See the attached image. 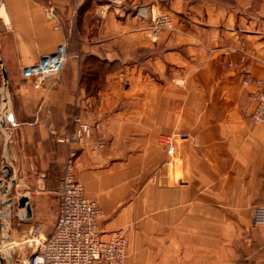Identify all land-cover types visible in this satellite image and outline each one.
<instances>
[{
  "label": "crops",
  "instance_id": "1",
  "mask_svg": "<svg viewBox=\"0 0 264 264\" xmlns=\"http://www.w3.org/2000/svg\"><path fill=\"white\" fill-rule=\"evenodd\" d=\"M154 10L174 17L157 40ZM62 43L58 74H24ZM0 57L17 118L12 195L32 207L13 212L14 261L55 228L69 146L54 132L80 116L93 133L74 145L76 177L105 211L103 235L125 231L126 264H264V123L252 120L264 0H2Z\"/></svg>",
  "mask_w": 264,
  "mask_h": 264
},
{
  "label": "built area",
  "instance_id": "2",
  "mask_svg": "<svg viewBox=\"0 0 264 264\" xmlns=\"http://www.w3.org/2000/svg\"><path fill=\"white\" fill-rule=\"evenodd\" d=\"M2 0H0L1 3ZM152 35L157 39L164 27H171L173 20L168 14L154 13ZM67 44L62 43L56 51L46 54L39 61L26 66L24 74L44 81L58 74L68 59ZM236 48H232L235 51ZM257 89L253 93L256 100L252 112L255 122L264 123V75L256 80ZM74 129L70 132H54L60 142L69 146V151L62 167L58 194L60 198L59 215L52 233L43 235L33 247L28 264H125L127 259V237L122 229L113 230L104 236L100 221L105 211L85 193V187L75 173L77 156L75 144L89 138L93 129L80 116L74 118ZM102 145L100 139L95 147ZM169 153L174 152V145L169 141ZM254 221L264 225V206L255 210Z\"/></svg>",
  "mask_w": 264,
  "mask_h": 264
},
{
  "label": "water",
  "instance_id": "3",
  "mask_svg": "<svg viewBox=\"0 0 264 264\" xmlns=\"http://www.w3.org/2000/svg\"><path fill=\"white\" fill-rule=\"evenodd\" d=\"M15 126H17V118L14 110L9 75L5 62L0 57V132L5 136L3 143L5 164L0 169V249L3 248L8 252L7 257L0 252V264H21L19 260L14 261L13 253L7 248V242L13 239L9 231L15 209L17 207L24 208L25 214L21 216L22 219H30L32 217L30 197L28 195L20 197L12 195V189L18 181V177L10 159L8 144L11 138L9 128ZM4 179H7L6 184H2Z\"/></svg>",
  "mask_w": 264,
  "mask_h": 264
},
{
  "label": "rangeland",
  "instance_id": "4",
  "mask_svg": "<svg viewBox=\"0 0 264 264\" xmlns=\"http://www.w3.org/2000/svg\"><path fill=\"white\" fill-rule=\"evenodd\" d=\"M154 13H160V14H168L170 17H171V19L173 20V24H172V26L171 27H164V28H162L161 30H160V32L158 33V36L163 32V31H165V30H168V29H171V28H173L174 27V17H173V15L170 13V12H167V11H164V10H159V11H157V10H154L153 12H151V14H150V20H151V24L149 25V30H150V32H151V34H152V29H153V27H154V23H153V21H152V15L154 14ZM143 16H145L144 14H142ZM158 38V37H157ZM157 40V39H156ZM233 48H235V47H233ZM232 50V49H231ZM236 50H237V48H236ZM235 50V51H236ZM261 78V77H260ZM253 120V119H252ZM254 121V120H253ZM259 123V122H258ZM167 143H169V140H167ZM56 196V195H55ZM54 196V197H55ZM57 197L59 198V194H58V188H57ZM127 256H128V243H127ZM125 264H126V262H125Z\"/></svg>",
  "mask_w": 264,
  "mask_h": 264
}]
</instances>
